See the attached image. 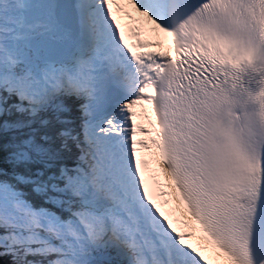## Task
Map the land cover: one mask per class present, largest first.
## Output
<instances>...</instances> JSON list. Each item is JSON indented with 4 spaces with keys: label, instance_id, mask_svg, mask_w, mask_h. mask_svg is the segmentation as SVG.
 I'll list each match as a JSON object with an SVG mask.
<instances>
[{
    "label": "snow or ice",
    "instance_id": "snow-or-ice-1",
    "mask_svg": "<svg viewBox=\"0 0 264 264\" xmlns=\"http://www.w3.org/2000/svg\"><path fill=\"white\" fill-rule=\"evenodd\" d=\"M209 250L264 264V0H0V264Z\"/></svg>",
    "mask_w": 264,
    "mask_h": 264
},
{
    "label": "bare ground",
    "instance_id": "bare-ground-1",
    "mask_svg": "<svg viewBox=\"0 0 264 264\" xmlns=\"http://www.w3.org/2000/svg\"><path fill=\"white\" fill-rule=\"evenodd\" d=\"M221 263H223V262L221 261Z\"/></svg>",
    "mask_w": 264,
    "mask_h": 264
}]
</instances>
